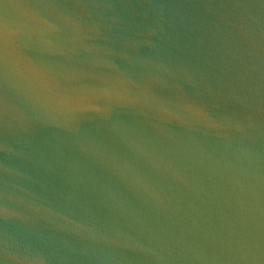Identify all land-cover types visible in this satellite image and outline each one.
Wrapping results in <instances>:
<instances>
[{
  "label": "water",
  "instance_id": "95a60500",
  "mask_svg": "<svg viewBox=\"0 0 264 264\" xmlns=\"http://www.w3.org/2000/svg\"><path fill=\"white\" fill-rule=\"evenodd\" d=\"M0 264H264V0H0Z\"/></svg>",
  "mask_w": 264,
  "mask_h": 264
}]
</instances>
